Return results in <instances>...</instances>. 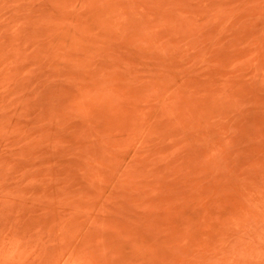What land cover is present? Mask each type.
Returning a JSON list of instances; mask_svg holds the SVG:
<instances>
[{
    "label": "rangeland",
    "instance_id": "rangeland-1",
    "mask_svg": "<svg viewBox=\"0 0 264 264\" xmlns=\"http://www.w3.org/2000/svg\"><path fill=\"white\" fill-rule=\"evenodd\" d=\"M0 264H264V0H0Z\"/></svg>",
    "mask_w": 264,
    "mask_h": 264
}]
</instances>
